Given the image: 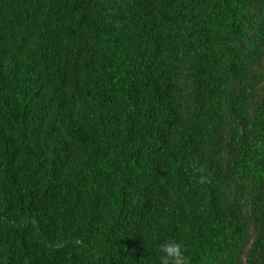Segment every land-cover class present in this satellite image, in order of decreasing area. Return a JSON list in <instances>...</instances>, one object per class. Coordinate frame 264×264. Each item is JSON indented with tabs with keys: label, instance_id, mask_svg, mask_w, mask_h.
<instances>
[{
	"label": "trees",
	"instance_id": "1",
	"mask_svg": "<svg viewBox=\"0 0 264 264\" xmlns=\"http://www.w3.org/2000/svg\"><path fill=\"white\" fill-rule=\"evenodd\" d=\"M264 264V0H0V264Z\"/></svg>",
	"mask_w": 264,
	"mask_h": 264
},
{
	"label": "clouds",
	"instance_id": "2",
	"mask_svg": "<svg viewBox=\"0 0 264 264\" xmlns=\"http://www.w3.org/2000/svg\"><path fill=\"white\" fill-rule=\"evenodd\" d=\"M159 264H190L181 243L167 240L159 246Z\"/></svg>",
	"mask_w": 264,
	"mask_h": 264
}]
</instances>
